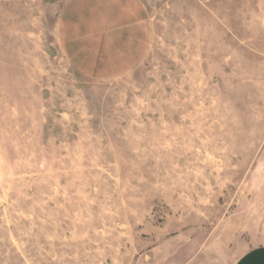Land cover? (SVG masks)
Wrapping results in <instances>:
<instances>
[{
	"label": "rangeland",
	"instance_id": "374dc122",
	"mask_svg": "<svg viewBox=\"0 0 264 264\" xmlns=\"http://www.w3.org/2000/svg\"><path fill=\"white\" fill-rule=\"evenodd\" d=\"M67 0H0V264H234L264 244V0H142L149 51L81 75Z\"/></svg>",
	"mask_w": 264,
	"mask_h": 264
},
{
	"label": "crops",
	"instance_id": "0c3cea01",
	"mask_svg": "<svg viewBox=\"0 0 264 264\" xmlns=\"http://www.w3.org/2000/svg\"><path fill=\"white\" fill-rule=\"evenodd\" d=\"M152 25L142 0H67L57 24L59 50L83 76L108 79L134 69L149 51ZM234 264H264V244Z\"/></svg>",
	"mask_w": 264,
	"mask_h": 264
}]
</instances>
